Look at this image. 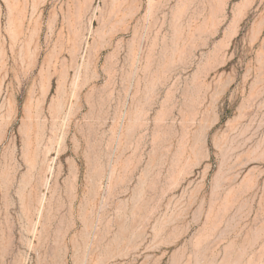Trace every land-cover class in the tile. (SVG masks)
Listing matches in <instances>:
<instances>
[{
  "label": "rangeland",
  "instance_id": "1",
  "mask_svg": "<svg viewBox=\"0 0 264 264\" xmlns=\"http://www.w3.org/2000/svg\"><path fill=\"white\" fill-rule=\"evenodd\" d=\"M0 264H264V0H0Z\"/></svg>",
  "mask_w": 264,
  "mask_h": 264
},
{
  "label": "bare ground",
  "instance_id": "2",
  "mask_svg": "<svg viewBox=\"0 0 264 264\" xmlns=\"http://www.w3.org/2000/svg\"><path fill=\"white\" fill-rule=\"evenodd\" d=\"M202 131V130H201ZM22 182H25V181H22ZM23 185V184H22Z\"/></svg>",
  "mask_w": 264,
  "mask_h": 264
}]
</instances>
